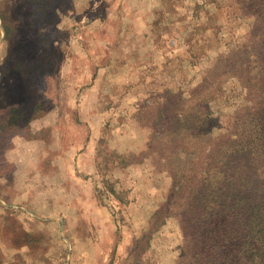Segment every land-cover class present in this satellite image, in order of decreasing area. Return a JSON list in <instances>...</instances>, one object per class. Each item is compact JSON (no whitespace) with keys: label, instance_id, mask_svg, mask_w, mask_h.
Returning a JSON list of instances; mask_svg holds the SVG:
<instances>
[{"label":"rangeland","instance_id":"374dc122","mask_svg":"<svg viewBox=\"0 0 264 264\" xmlns=\"http://www.w3.org/2000/svg\"><path fill=\"white\" fill-rule=\"evenodd\" d=\"M256 27L233 0H0V264H178Z\"/></svg>","mask_w":264,"mask_h":264},{"label":"trees","instance_id":"16d2710c","mask_svg":"<svg viewBox=\"0 0 264 264\" xmlns=\"http://www.w3.org/2000/svg\"><path fill=\"white\" fill-rule=\"evenodd\" d=\"M233 1L257 22L241 47L246 70H237L245 102L233 115L238 131L223 142V163L198 174L196 188L178 209L184 237L178 264H264V0ZM202 122L209 125L206 117Z\"/></svg>","mask_w":264,"mask_h":264},{"label":"crops","instance_id":"0c3cea01","mask_svg":"<svg viewBox=\"0 0 264 264\" xmlns=\"http://www.w3.org/2000/svg\"><path fill=\"white\" fill-rule=\"evenodd\" d=\"M54 137H56L55 135H54ZM59 137V136H58ZM22 138V139H21ZM23 139H24V137L23 136H20V135H17V136H15L14 137V144H15V146L13 147V153L15 154V152H17L19 149H17V148H19V147H23L24 146V141H23ZM12 153V152H11ZM0 202H3V200H1L0 199ZM5 205H12V204H7V203H5Z\"/></svg>","mask_w":264,"mask_h":264}]
</instances>
